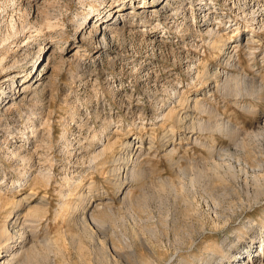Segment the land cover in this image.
<instances>
[{"label":"rangeland","instance_id":"1","mask_svg":"<svg viewBox=\"0 0 264 264\" xmlns=\"http://www.w3.org/2000/svg\"><path fill=\"white\" fill-rule=\"evenodd\" d=\"M144 1L159 3L151 20L139 8ZM120 3L125 19L115 21V8L111 26L122 22L124 32H108L103 42L100 16L87 15L94 8L109 20ZM182 3L0 0V190L10 203L31 195L30 207L39 208L25 222L31 241L15 264H230L234 255L264 248V196L256 197V187L243 190L228 172L231 163L264 164L262 145L253 152L249 143L252 132L264 139V32L237 52L243 76L259 88L244 84L242 92H214L209 100L206 67L227 71L226 56L209 46L201 19L192 27L182 19L192 18ZM209 17L217 29L220 14ZM172 86L181 90L177 101L197 96L214 110L189 111L205 122L195 135L200 145L167 146L173 123L161 116L170 108L159 107ZM215 113L227 127L219 128ZM131 134L147 143L121 183L114 159L127 156ZM40 172L50 173L49 183L34 186ZM250 176L264 186V166ZM7 209L0 212V253L12 242L7 221L26 212Z\"/></svg>","mask_w":264,"mask_h":264},{"label":"bare ground","instance_id":"2","mask_svg":"<svg viewBox=\"0 0 264 264\" xmlns=\"http://www.w3.org/2000/svg\"><path fill=\"white\" fill-rule=\"evenodd\" d=\"M180 1H183L182 6H181L182 7L181 9H183L182 12L184 14H186V12L189 9L190 13H192V16H191L192 18L190 19L191 21L189 19H186V17H182V19L184 21L190 23L189 24L190 27L195 26L196 20L201 19L202 26L206 27L205 28L206 32L204 33V32H202V30L199 31L200 29H197V30L199 32H201V34L204 33V36H208L207 38H209V40H210V41H208V44H209V46H211V48L214 50V52L220 53L221 56H223V54L226 56V57H224L222 63L224 65V67L228 68L227 71H220V69L218 68V69H216L215 72H213L211 70L212 68H210L208 66L206 67V70H205V74H206L205 77L206 78L205 79L210 80L211 83H209V86H206V88L208 90L207 89H205L206 91L204 90L205 96L210 97L209 100H211L214 92L222 93L225 96H229L227 94H232L229 92L240 91V90H241L240 92H242L244 84L246 87L250 86V89H253L255 87L259 88V86L257 85L258 82L255 79L254 80L249 79V78H247V75L243 76V74L245 72L243 73L240 70L239 63L237 64V61L238 62L240 61L238 58L239 53H237V52H239L240 50L241 51L243 50V46L245 43L246 44H252V43L260 41L259 35L262 32H264V0H223L222 2L220 1V4L217 3L218 0H216V2L214 1L215 3H213V2L211 3V2H208L206 0H203V1L202 0H200V1L195 0L194 2L192 0H188V1L180 0ZM174 3H177V2H174ZM184 4H185V7L183 8ZM121 5H122V3H120L119 5H117L116 7L112 8L108 11L109 15L111 16L109 20H104L103 17H101V13L100 12L98 13L99 10H95L94 8L90 12V14L87 15V16H89V15H93V16L99 15L100 16V20L102 22L100 25V31H102L103 35H104L103 40H102L103 42L106 40V37L109 35L108 32H110V33H119L120 31L124 32V28L120 26V24L122 22L119 25L111 26V22L115 18V14H114V16H112L113 9L119 8L118 11H116L117 14L119 13V16L116 18L115 21L125 19V15L121 14L124 11V9L120 8ZM142 5L143 6L139 7V8L144 10V16L146 17V20L153 19L156 15H153L154 17H152L153 12L151 13L152 10H150V9L156 8L159 5V3L147 5V3H145V1H144V3ZM187 6H188V8H187ZM176 7L178 8L179 6H176ZM154 11L157 12L156 10H154ZM131 13H135V12H131ZM212 13L220 14V17H219L220 22H219V27H217V29H215V26L218 24L217 23L212 24L211 18L209 17ZM127 16L128 15H126V19H127ZM92 18L94 19V17H92ZM192 21L194 24L192 23ZM245 24H247L249 27L252 28V30L249 29V31H252L251 33H248L249 31H247L248 34L245 32V29L247 27V26H245ZM184 26H185V24H184ZM196 28H199V26H197ZM146 29H145V31H146ZM83 31L84 30H80V37L82 38L81 39L82 41H85L86 37H85V34ZM244 34L247 35L246 38L244 37ZM251 34H253V35H251ZM236 53H237V58L235 57ZM60 62L62 63V61H60ZM63 63H65V62H63ZM54 65H56V64H54ZM233 70H236L238 72V74H232ZM230 72H232V73H230ZM216 75L220 76L219 81H216L212 78ZM198 77H201V76L198 75ZM198 79H199V81H201L200 80L201 78H198ZM22 84H23L22 87L24 89L26 87L27 80H25ZM177 88L178 87L172 86L171 89H169V93L167 94L166 98H164L162 100L161 105L159 107L160 112H163L164 110L165 111L169 110V108H170V110H169L170 112L167 115L165 114V115L161 116L163 121L168 120V121H171L173 123V125H172L173 128L171 127V130H170L171 135L170 136L168 135L170 138L168 136H166V139H167V137L169 138V139H167V143H170L167 146L173 145V143L175 144L176 140H187V143L189 142V143L200 145V143L198 141V137H196L195 135L198 134V132L202 131V129L204 127L203 125L205 124V122L203 124L202 122H199V121H197V122L193 121V119H191V115H189V111H192V110L196 111V109H199L203 114V112L213 113L214 110H213V108H211L209 103H206L203 101V98H199L197 96H194L193 99L187 98L185 100V102L182 103L183 96L181 94H179L180 96H178V97H181V98H180V100L177 101L176 95L179 92H181V90H179ZM244 90H245V88H244ZM256 90H257V88H256ZM197 92H198V89L196 91H192L191 93L196 94ZM254 93H256V92L254 91ZM172 95H174V96H172ZM3 101L5 102V100H3ZM176 105H178V107H181V109L179 108L180 110H177V112L175 110ZM5 110L6 109H4V110L2 109V111H4V112H5ZM215 115H216V118L218 119V122L221 121L219 124V128L222 125H224V126L227 125V123L224 122L225 121L224 118L220 117V114L215 113ZM224 126H222V128ZM174 128H177L178 131H176ZM249 134L251 135L250 137H252V139H250L249 143L251 142L250 144H252L253 152L255 149L259 148V146H261V145H262V150H264V143H263L264 139H260L258 137L259 135L254 134L253 132L249 133ZM246 137H249V136H245V138ZM150 141H151V139H150ZM146 143H147V139H144L143 137L141 139H139V138L135 137V135H132V134L125 138V145H126V147H128L127 156L125 157L123 155V158H121V159L120 158L114 159V162L117 164V166L114 168V170L112 172L114 173L116 181H119L122 183L125 180H127V177L129 175H131V173H132L131 167H132L133 161L135 160L137 162V160L140 158V156H142ZM242 144H243L242 148L244 149L245 144H246V141L244 139H243ZM149 145H151V144H149ZM239 145H240V143H239ZM213 150L215 151V149H213ZM214 156H215V154H214ZM135 157H136V159H135ZM217 158H219V157H217ZM121 162H122V164H121ZM220 165L221 164H219V167H220ZM241 165L231 163V166L230 165L228 166V168H229L228 172H230V171L233 172L232 174H234V178H236L237 183L243 187L242 188L243 190H246V191L254 190L256 187L257 192H254V193H256V197L264 196V186H260V184H259L261 179L259 180V178H256V179L254 178L253 182L250 181L252 178L250 176V174L251 173L256 174L257 172H259V169H261V167L263 168L264 164L260 165L259 169L253 168L251 166V164H249V163H243V167H240ZM219 167H217V169ZM214 169H216V168H214ZM261 176H262V173H261ZM50 178H51V175L49 172L48 173L47 172L46 173L40 172L36 177L32 178L34 180V182H32V183L34 186H37L38 182H39L38 180L41 179V180H43V182L48 184ZM15 188L16 187H14V189L12 188V190H15ZM2 191L3 190H0V212L3 210H6V207L9 209V206H12L13 208H15L17 210L21 209V210L26 211L25 213L18 211V214H16L18 216H14L12 219L7 221L8 223H10L9 225L11 226L12 232H13V234L10 237V241H12V242H9L8 244H6L5 247L3 248V251H1V253H0V264H15L16 263L15 259L17 258V255L20 253L23 254V252L25 251V246H26L27 242L31 241V239H29V238H28L29 240L27 241V234L28 233L26 234L25 233L26 230L24 231L25 222L27 220H29V218L35 216V214L39 211V208L38 207L31 208L30 207L31 203L28 201V199L32 198L31 195H27L18 201L12 200V202L10 203L7 201V199H5ZM39 203H40L42 208H46V204L44 201L39 202ZM90 203L91 202H89L87 204V206L85 208V212L82 214L84 216V218H89V216H90L88 214V212L91 211V209L94 206V204H90ZM42 208H40V209H42ZM12 215H13V210L6 212V216H8L7 218H11ZM8 228H10V227H8ZM3 231H6V229H4ZM31 238H32V236H31ZM262 238L263 239L261 242H264V236ZM251 248H253V247H251ZM26 250L28 251V249H26ZM253 253L254 252L251 249L250 251H246L244 253L234 255L231 258L230 264H264V248L261 250L260 254L259 253L253 254Z\"/></svg>","mask_w":264,"mask_h":264}]
</instances>
